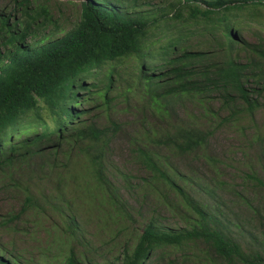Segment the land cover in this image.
<instances>
[{"label": "trees", "instance_id": "1", "mask_svg": "<svg viewBox=\"0 0 264 264\" xmlns=\"http://www.w3.org/2000/svg\"><path fill=\"white\" fill-rule=\"evenodd\" d=\"M126 1L131 8L143 6L142 0ZM12 2L23 20L12 22L11 14L0 11V172L9 170L11 185L20 192L28 191L19 177L28 161L40 156L48 162L57 150L74 145L84 155L95 153L96 160L86 165L88 176L104 194V217H117L123 212L106 180L102 154L121 126L110 121L98 129L84 120L89 110L83 105L94 104L108 113L124 104L122 111H136L138 138L131 146L150 173L142 184L146 190L160 180L174 186L154 149L184 155L201 150L213 136L212 130L177 121L179 101L198 104L201 116H209L219 127L239 115L251 117L264 94V35L258 33L256 42L241 35L251 24L264 28V14H254L264 13V0H178L160 17L119 11L106 0H81L75 28L54 40L40 39L38 47L27 41L52 23L48 10L39 6L37 11L29 0ZM176 21L181 22L177 28ZM128 61L133 62L130 70ZM212 101H218V110H213ZM169 122L171 132L166 135L158 124ZM47 149H52L48 156L43 153ZM70 176L74 181V174ZM78 186L83 194L90 189ZM184 202L198 218L189 220L186 229L165 231L148 223L120 246V258L96 263L67 247L56 264H146L157 250L197 242L206 246L212 260L264 264V243L250 251L243 248L219 229L217 219L195 208L187 197ZM27 207H36L30 194L24 196ZM77 226L69 216L67 230ZM16 262L0 249V264Z\"/></svg>", "mask_w": 264, "mask_h": 264}, {"label": "rangeland", "instance_id": "2", "mask_svg": "<svg viewBox=\"0 0 264 264\" xmlns=\"http://www.w3.org/2000/svg\"><path fill=\"white\" fill-rule=\"evenodd\" d=\"M29 1L37 11L39 6L45 7L52 22L41 31L38 29L36 37L28 39L29 46L38 47L40 39L45 38V42L57 39L75 28L79 21L81 0ZM106 1L119 11L158 17L178 2L142 0L143 6L131 8L126 0L122 4L121 0ZM0 11L6 16L11 14L12 22L23 20L12 0H0ZM254 14L262 18L264 13ZM180 24L176 21V28ZM258 33L264 35V28L256 24L241 31L248 42H256ZM132 64L127 62V70ZM210 103L214 111L218 110V101ZM125 107L116 105L115 110L108 113L94 104L82 107L89 110L84 120L94 123L98 129L109 126L110 121L121 126L120 132L109 138L102 156L107 167L106 180L123 213L104 217L101 212L100 197L104 194L95 189L93 184L97 181L90 179L86 166L90 159H95L93 151L84 155L73 145L57 150L55 159L48 162L40 156L34 157L20 171L22 183L28 186L26 192L11 185L9 170L0 172V249L6 256L17 260L16 264H56L70 247L96 263L112 261L114 256L120 258V246L148 223L165 231L188 228L189 220L198 218L184 202V197L193 201V206L205 215L217 219L221 223L219 229L243 248L250 251L264 243V184L247 176L252 175L264 183V94L251 117L239 115L219 127H216L217 122L208 120L209 116H201L203 111L198 104L179 101L175 106L177 121L202 131L212 130L213 136L201 150L184 155L164 147L154 149L174 186L160 180L154 188L146 190L142 184L150 173L131 146L133 138H138L135 136L137 113L132 109L122 111ZM221 113V117L226 116ZM48 124L52 126L49 121ZM158 125L162 133L171 132L170 122ZM43 153L48 156L52 149ZM40 166H43L41 170ZM78 184L89 185L90 189L83 194ZM29 194L36 207L24 208V196ZM71 215L78 225L73 231L66 227ZM211 256L206 246L197 242L188 247L157 250L146 264H227L212 260Z\"/></svg>", "mask_w": 264, "mask_h": 264}]
</instances>
